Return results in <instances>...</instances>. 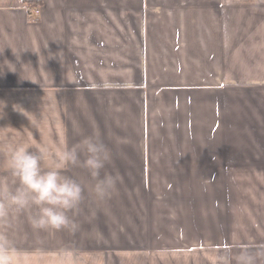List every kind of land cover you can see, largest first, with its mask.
<instances>
[{"label": "crops", "instance_id": "crops-1", "mask_svg": "<svg viewBox=\"0 0 264 264\" xmlns=\"http://www.w3.org/2000/svg\"><path fill=\"white\" fill-rule=\"evenodd\" d=\"M18 1L0 0V98L3 91L39 90L47 78L58 87L43 88L58 91L53 100L59 107H51L52 100L48 106L70 126L69 137L99 136L110 149L106 170L147 171L152 166L179 172L171 148H189L192 154L176 153L186 154L180 161L192 157L191 171L210 173L208 193L215 203L226 204L212 225L196 231L193 240L202 244L198 248L161 250V239L150 243L145 228L126 227L133 240L123 241L122 264H210L209 250L264 248V0H129L134 3L126 7L112 6L110 0H39L37 19ZM117 68L122 72H115ZM110 89L123 91L135 124L125 128L134 143L121 153L110 137L112 116L95 98L101 91L105 99ZM148 90L162 92V104L144 101L147 121H137L143 105L131 93ZM84 97L87 108L80 102ZM15 120L23 123L20 117ZM126 120L125 114L124 124ZM183 141H191L189 147ZM148 148L171 157L166 158L170 163L150 159ZM48 152L50 158L58 154ZM73 170L83 169L69 166L64 174L72 177ZM74 179L90 188L84 195L91 200L89 208L70 213L78 225L75 231L34 229L28 210L0 218V235L34 254L35 264L100 262L96 236H109L113 211L111 215V209L90 195L92 186L77 175ZM12 184L6 147H0V201ZM123 184V189L131 187L129 181ZM127 201L123 195V223L128 221Z\"/></svg>", "mask_w": 264, "mask_h": 264}, {"label": "rangeland", "instance_id": "rangeland-1", "mask_svg": "<svg viewBox=\"0 0 264 264\" xmlns=\"http://www.w3.org/2000/svg\"><path fill=\"white\" fill-rule=\"evenodd\" d=\"M26 1L30 0H24V3L21 0V3H19L20 5L22 4L24 9L29 8ZM35 1L40 3L39 0ZM152 1L154 3L156 0ZM109 3L112 6L117 3L116 5L119 7H126L134 2H130L129 0H110ZM31 7L40 8L39 5ZM132 15H136V11H132ZM40 16L41 9H39L37 15H31L35 19ZM38 55H40L39 52ZM38 55L36 54V58ZM104 70L108 71V69ZM115 72L121 73L122 69L117 68ZM36 83L38 82L36 81ZM41 85L44 88L45 86L50 88L58 87L56 83L54 84L53 81L47 78L42 81ZM43 87H40L41 90H34L33 92H25L23 90H17L15 92L3 91V98H0V147L7 148L9 145L19 144L29 147L30 150L33 147L35 149L39 147V149L46 148L50 152L55 151L59 153L66 145L72 148L82 144L84 139L77 140L74 139V136L69 137L67 129L70 130V126L66 122L59 121L57 114L51 111L53 108L57 109L59 107L58 102L53 100L56 99L55 94L58 91L51 92L52 90H45ZM110 87L119 88L123 86L122 84H111ZM108 92L107 94H103L105 96L104 99L100 96L101 91H97L95 92V96H99L95 98L96 101L99 100V105L107 109L112 116V126L108 125V128H112L110 137L115 148L121 153V149L132 147L134 143L132 133L126 132L125 129L129 127L133 129L135 126L131 113L132 108L129 106L130 101L128 100L127 102L125 100L126 96L122 90L110 89ZM61 93H64V91ZM131 95L135 99L137 97L135 102L137 101L142 105L147 99H151L155 104L157 102L159 105L162 104L159 101L162 92L159 94L157 90H148L140 93L134 92ZM47 100H52L50 102L52 104L51 107H53L52 109L49 108ZM80 102L84 108H87L88 104L86 103L85 97L80 98ZM65 110L62 108L60 111L63 114L62 120H64L66 114ZM137 110L138 112L136 114L141 118V120L137 121H147L148 116L145 114L144 105L141 109L143 110L142 113L141 110ZM160 112L164 113L165 111ZM125 114L127 118L126 124H124ZM50 115L56 118L55 124L52 122ZM19 117L20 121L23 122L21 125L15 120ZM124 132H126L125 135ZM59 137H61L60 141L58 140ZM71 137L73 138L72 140ZM189 142L191 141H183L186 147H189ZM147 143H149V140H147ZM171 149L174 156L179 160L175 163L180 169L179 172L155 171L152 166H149L150 170L147 171H109L106 170V166L102 170V174H111L116 176L118 180L116 188L110 198L103 201L99 200L105 208L111 209V215L113 211V219L109 223V236L101 233L96 236L99 242V248L97 249L99 253L98 258L100 259L99 264H106L104 262L106 255L109 257L108 263L122 264L123 251L125 250L123 241L124 239L127 240V238L131 241L133 240V236L128 234L126 227L136 230L137 228H145L146 238L149 241L151 240L150 243H154L155 239H161V250L166 251L173 247H176L173 249H183V246L198 248L202 244L201 242L193 240V238L198 236L196 235V231L202 229L206 223L209 226L212 225V219L218 214L217 212L219 210H222L224 214L225 202L215 203L212 194H209L206 188L211 187L208 182L210 173L205 174L202 171H191V165L194 163L193 158L190 157L188 161L182 162L180 161L182 155L186 154H176L177 152L184 153L185 151L187 154H192L193 150L189 148ZM148 152L153 153L150 159L162 158V161L165 163H170L166 161V158L170 159L171 157H165V155L161 157L158 149L148 148ZM183 168L190 170H181ZM82 169L81 171H70L73 179L77 175V179L82 180L85 186H93L94 180L84 168ZM215 177L216 181H218L219 174L216 173ZM124 181H129L131 187H124L123 189ZM84 190L87 191L90 188H84ZM93 194L91 190L90 195L92 196ZM123 195L127 197L128 205L130 204V209L126 207L125 210L128 221H124V223L121 217H119L121 216L119 211L122 212ZM90 205L91 200L89 198L87 199L84 195V200L80 207L89 208ZM101 244H105L104 248H108V251H104ZM150 249H155V247Z\"/></svg>", "mask_w": 264, "mask_h": 264}, {"label": "clouds", "instance_id": "clouds-1", "mask_svg": "<svg viewBox=\"0 0 264 264\" xmlns=\"http://www.w3.org/2000/svg\"><path fill=\"white\" fill-rule=\"evenodd\" d=\"M81 152L84 159H80ZM111 159L110 149L99 136L86 137L78 147L67 145L50 158L48 150H30L24 145L14 144L6 148V166L13 180L6 186L0 201V218L12 212H31V225L37 230H69L78 227L70 213L77 211L84 200L82 185L65 175L69 166L84 168L94 180L92 192L98 200L110 198L118 178L102 174ZM49 161L45 166V161ZM210 251V264H259L264 260V248L242 245L233 251ZM0 264H35V256L18 249L7 235H0Z\"/></svg>", "mask_w": 264, "mask_h": 264}, {"label": "built area", "instance_id": "built-area-1", "mask_svg": "<svg viewBox=\"0 0 264 264\" xmlns=\"http://www.w3.org/2000/svg\"><path fill=\"white\" fill-rule=\"evenodd\" d=\"M39 7H31V8H28L27 10H28V13H29V15L31 16L32 14H38V12H39Z\"/></svg>", "mask_w": 264, "mask_h": 264}, {"label": "trees", "instance_id": "trees-1", "mask_svg": "<svg viewBox=\"0 0 264 264\" xmlns=\"http://www.w3.org/2000/svg\"><path fill=\"white\" fill-rule=\"evenodd\" d=\"M26 3L28 4L29 8H31V6H34V5H39L38 4L39 2L35 0L26 1Z\"/></svg>", "mask_w": 264, "mask_h": 264}]
</instances>
